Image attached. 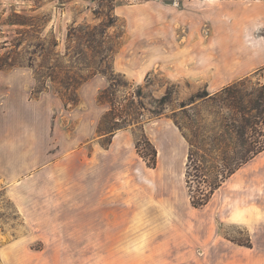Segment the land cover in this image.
Wrapping results in <instances>:
<instances>
[{
	"label": "rangeland",
	"instance_id": "1",
	"mask_svg": "<svg viewBox=\"0 0 264 264\" xmlns=\"http://www.w3.org/2000/svg\"><path fill=\"white\" fill-rule=\"evenodd\" d=\"M134 1L0 0V61H17L0 70V105L9 98L36 100L34 69L39 70L40 86L47 88L39 97L44 94L54 107L60 147L75 142L69 158L56 166L59 194L43 191L65 205L59 208L61 221L43 223L38 230L42 237L29 231L27 264H179L180 221L191 215V203L185 178L189 144L175 115L186 102L200 124L216 129L223 117L238 114L234 106L251 107L264 92V70L231 84L230 95L214 94L191 105L190 97L203 93L204 84L193 91L188 80L171 81L162 70L140 77L136 71L146 49L130 46L126 22L114 12L117 4ZM112 83L119 101L142 87L145 108H139L138 122L117 131L106 146L110 134L101 136L99 130L112 126L110 117L103 124L110 105L98 98ZM57 90L78 93L79 104L66 105ZM167 91L172 98L162 108L154 99ZM160 109L161 116L153 113ZM182 121L189 123L185 117ZM142 127L158 154L162 151L156 168L148 167L136 151ZM215 203L257 208L260 216L254 211L250 216L262 217L257 238L235 225L223 232L234 244L252 248L246 257L253 264H264V155L228 181ZM43 212L51 217L55 209ZM0 215L17 216L3 192Z\"/></svg>",
	"mask_w": 264,
	"mask_h": 264
},
{
	"label": "crops",
	"instance_id": "2",
	"mask_svg": "<svg viewBox=\"0 0 264 264\" xmlns=\"http://www.w3.org/2000/svg\"><path fill=\"white\" fill-rule=\"evenodd\" d=\"M114 12L126 22L130 46L146 49L136 71L140 77L162 70L171 81L188 80L193 91L204 84L214 95L264 70V0H137L117 4ZM54 113L44 94L0 105V192L17 212L16 217L0 215V264H27L29 231L42 237L43 223L61 221L59 208L65 205L43 191L59 194L56 166L69 158L75 142L61 149ZM262 155L228 179L207 205L191 204V215L180 221L179 264H253L248 248L229 241L225 232L235 225L257 238L262 217L250 216L260 212L246 203L215 200L228 181ZM45 207L55 214L45 216Z\"/></svg>",
	"mask_w": 264,
	"mask_h": 264
},
{
	"label": "trees",
	"instance_id": "3",
	"mask_svg": "<svg viewBox=\"0 0 264 264\" xmlns=\"http://www.w3.org/2000/svg\"><path fill=\"white\" fill-rule=\"evenodd\" d=\"M16 62L0 61V70H4L6 67H15ZM30 67L33 68V64H30ZM34 71L37 86L34 87L32 95L38 98L47 88L40 86L39 70L34 69ZM115 86L116 84L112 83L100 93L98 98L100 103L110 105V110L103 118V124L110 117L112 126L108 129L99 126V133H103L101 136L110 134L106 146L112 144L117 131L127 128L135 121L138 122L139 115H141L139 108H145L144 103L141 101L143 97L142 87H139L130 96L125 95L123 101H119L116 100L117 95L113 92ZM227 92L228 95L232 94L231 86L224 88L216 95ZM56 93L65 101L66 105L69 103L78 105L80 102L79 95L76 92L67 95L57 90ZM210 97L211 94L205 90L203 93L191 96L189 102L191 105L197 99L206 100ZM259 97L260 101H251V107L234 106V110L238 111L239 117L235 113L232 116L223 117L224 121L220 126L209 130V126L199 123L196 112L191 114L187 111L188 104L186 102L181 103V114L175 115V124L189 144L185 178L193 207L202 208L207 205L228 179L264 151V92L260 93ZM171 98V92L167 91L162 98L154 99V101L163 108L171 101ZM256 110H258V113L254 114ZM162 111L160 109L153 113L161 116ZM184 117L188 119L189 123L182 121ZM135 148L138 154L147 162L148 167L156 168L159 155L158 149L149 139L143 127L141 128V136L136 140Z\"/></svg>",
	"mask_w": 264,
	"mask_h": 264
}]
</instances>
